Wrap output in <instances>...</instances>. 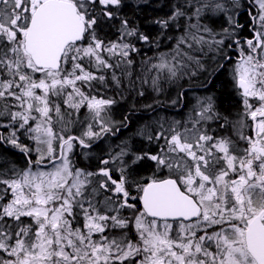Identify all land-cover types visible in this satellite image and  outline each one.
Segmentation results:
<instances>
[{
  "label": "snow or ice",
  "instance_id": "snow-or-ice-1",
  "mask_svg": "<svg viewBox=\"0 0 264 264\" xmlns=\"http://www.w3.org/2000/svg\"><path fill=\"white\" fill-rule=\"evenodd\" d=\"M123 3L0 0V127L12 129L0 141L28 155L33 149L17 137L23 130L37 153L27 168L0 174V264H264V0H253L257 12H249L247 51L235 40L239 55L232 78L243 98L240 119L229 121L211 96L203 98L185 121L191 127L181 130L174 121L165 128L161 121L159 131L146 135L150 143L164 141L156 153L135 154L122 142L91 172L75 167L70 153L74 143L89 149L92 141L113 131L107 114L116 101L86 93L82 86L104 84L105 76L97 72L132 63L129 54L137 49L125 38L149 41L119 17ZM231 4L238 8L239 0ZM230 11L223 0H183L167 19L156 21L167 29L186 18L175 47L151 65L157 73L155 91H162V80L188 74L191 65L205 69L193 54L205 46L224 51L226 39L242 27ZM206 13L225 14L231 30L224 28L217 39L221 34L200 23ZM117 19L120 39L106 43L100 32ZM105 54L120 57V63L114 66ZM223 58L230 59L226 52ZM112 80L119 86L115 73ZM61 100L68 109L79 112L86 106L91 114L92 123L81 136L64 134L71 122L65 121L70 113L62 111ZM220 120L219 130L231 124L236 139L209 134V127L202 126ZM245 129L251 134L245 135ZM144 160L167 169L168 177L137 178L134 166Z\"/></svg>",
  "mask_w": 264,
  "mask_h": 264
},
{
  "label": "trees",
  "instance_id": "trees-1",
  "mask_svg": "<svg viewBox=\"0 0 264 264\" xmlns=\"http://www.w3.org/2000/svg\"><path fill=\"white\" fill-rule=\"evenodd\" d=\"M178 2L183 3V0H124L123 6L119 11V17L127 18L129 20L130 26L138 28L140 33L147 35L149 37V41H140L137 39V37L125 38L124 42L132 44L137 49V51L130 52L129 54V58L131 59L132 63L130 65L127 64L128 67L125 68L117 69L114 67L113 69H107L105 72H101L100 75L105 76L106 83L101 84L98 81L96 83L93 82L92 84L93 88L97 90L100 89V92L104 91L102 95L103 98L106 97L109 99H114L116 102L123 100L124 97L127 98V101L122 103L120 102V104H118V106L115 108V111L121 115V118L128 110V107L137 108L138 110H141L147 105L150 107L149 109H151V107H154L155 104L166 107V101H170L171 99L172 101L175 99L181 100V95L185 101L189 97V94L193 92L183 91L182 93V90L186 87L204 86V89L206 90L205 92L213 97L216 110L223 116H234L235 113L241 108V96H239L235 91L232 81L228 76L225 64L222 68L219 67L220 64L225 60L223 58L224 52H229L226 50L228 46L227 43L224 44V51L221 52H218L215 49L210 50L207 46H205L202 52L193 53L205 65V69H197L195 65H191L188 69V76L183 75L180 79L182 81L180 85L177 87L169 86L167 91L165 90L166 94H161L159 97L157 96V101L146 91L143 93V95L137 94L136 88L138 87L139 82L143 79V69H141V64L143 62L145 64H149L151 63L150 59H155V56L158 55V57H160L161 54L168 52L174 46V41L176 38L183 34V28L186 26V18H181L176 22H170V26L167 29L162 28L160 24L156 23L157 20L167 19V17L171 15L172 6ZM244 5L245 7H248L249 4L244 1ZM201 21V23L208 24L209 28L213 29L214 31L221 28L222 30L227 28L223 16L205 14ZM247 25H249V27ZM251 25L252 20H249L248 24L244 25L242 29H238L236 31V35L232 36L233 40L239 39L241 41V45H243L245 38H251L252 36ZM119 29L120 23L119 19H117L112 22L111 26L106 25L100 32V36L106 43L109 41L119 40ZM82 43L86 44L87 41H83ZM109 63L114 65L112 61ZM193 72L195 73L194 75L192 74ZM113 73H115L120 80L119 86L112 80ZM82 88L86 93L92 94L91 87L89 88L87 86H82ZM103 88L105 90H103ZM128 95L131 97H126ZM188 100L189 98L187 101ZM61 108L62 111L66 112L62 105ZM158 110V116L156 118L168 115L166 109ZM81 118L82 117L80 113L77 120ZM132 118L130 116V126H133L134 123L140 119L139 121L141 123L139 125V129L140 132L145 130V135H139L138 139L136 138L138 133L136 132V134L134 132L131 133L130 136H127L125 140L127 142L131 140V147L134 148L138 154L144 152L156 153V149L153 144L154 141L150 143L146 138L148 133L153 134L155 131L152 129V124L154 122V120H152L153 116H138L136 119ZM87 125L88 123L86 118H83L81 122L76 121L75 125L72 127V132L70 135L77 137L81 136V132L87 128ZM3 129H1L3 130V136L8 137L7 132H5V128ZM228 132H230V125L226 130L222 131V135H226ZM17 137L21 145H24L29 149H33V151L26 155L19 148H16L11 144L10 147H6L4 144L7 143L4 142V144H1L0 142V174L8 172L12 168L19 170L25 169L29 166V159L32 161H35L36 159L34 141L31 140L23 130L17 132ZM102 145L103 144L100 143L89 149H82L79 145H75V150L71 155L72 160L75 161V167L96 172L98 168L102 167L100 161L105 158L107 159L109 155L108 153L110 151L108 146L104 147ZM84 151L89 153L87 158H83ZM154 167L155 162L150 160L139 162L136 166H134L136 177H143L146 181L148 178L155 175L153 173ZM113 177L115 178L117 175L113 173ZM5 178H10V176H5ZM98 180L99 178H97V183ZM2 188L3 185H0V189ZM123 214L125 215L126 213L124 212Z\"/></svg>",
  "mask_w": 264,
  "mask_h": 264
},
{
  "label": "rangeland",
  "instance_id": "rangeland-1",
  "mask_svg": "<svg viewBox=\"0 0 264 264\" xmlns=\"http://www.w3.org/2000/svg\"><path fill=\"white\" fill-rule=\"evenodd\" d=\"M244 1H246V0H239V7L238 8H235V9H232V4H231V0H223V2L226 4V6L229 8V9H231V11L228 13V15H231L232 17H233V19L235 20L236 19V15H237V13L239 12V11H243L244 9H247L246 7H245V5H244ZM249 4H251L252 5V8H253V11H254V14L257 12V8H256V6L254 5V3H253V0H249V2H248ZM206 14H209V15H219V16H223L224 17V19H225V22H226V25H227V28H230V30H231V27H230V25H229V23H228V20H227V16L225 15V14H223V13H216V14H212V13H206ZM253 14V15H254ZM250 20H252V17L250 16ZM193 23H195V19H193V21H192ZM202 21H200V23H201ZM201 24H203V25H206V26H208V24H206V23H201ZM209 27V26H208ZM184 29H185V27L183 28V33H184ZM212 31L214 32V33H219V34H221V35H218L217 36V39H220V38H222V29L221 30H218V31H214L213 29H212ZM181 35H183V34H181ZM181 35H179L178 37H180ZM177 37V38H178ZM177 38H176V40L174 41V46L168 51V52H166V53H169L174 47H175V45L177 44ZM233 40V38L232 37H230V38H228V39H226V42L225 43H228L229 41H232ZM233 42H235V40H233ZM246 51H247V45L246 44H243V45H241ZM236 48V47H235ZM207 50H209V49H207ZM236 51H237V49H236ZM238 55H239V53H238V51H237V53H236V55L234 56L235 57V59H233V61L232 62H230V63H228V66H227V73H228V76H229V78H230V80L232 81V84H233V87H234V89H235V91L238 93V95L239 96H241V94H240V90H238L237 89V87L235 86V82H234V80H233V78H232V70H233V66L235 65V63H236V61H237V57H238ZM156 58L155 59H150V62L151 63H142L141 65H142V67H141V69H143V71H142V76H143V79H142V81L140 82V90H141V92L142 93H144L145 91L151 96V97H153V98H155L156 99V101H157V99H158V97L161 95V94H166V91H167V88L169 87V86H172V87H177V86H179L180 85V83L182 82L180 79L179 80H175V81H168V80H162L161 81V84H160V87L162 88V91H159V92H157V91H155L154 89H153V86H152V77H154V76H156L157 75V73H156V71H154V70H152V71H150V68H151V65L152 64H155V63H157L158 62V60H159V57H158V55L157 56H155ZM105 58L106 59H108L109 60V62H113L114 63V65H116L117 63H120V57H113V58H109L108 57V55L107 54H105ZM125 67H128V65H127V62L125 61V62H123V63H120V67H115V68H125ZM114 68V67H113ZM113 68H111V69H113ZM89 70L91 71H96L94 68H89ZM107 69H105V70H102V71H99V72H97V75H100V73L101 72H105ZM186 76H188L187 74H186ZM163 90H164V92H163ZM166 90V91H165ZM206 90L205 89H202L201 91H193L191 94H189V104H190V108H184L186 111L185 112H183L182 114H181V116L180 117H178V116H174V115H171V114H168V115H165L164 117H160V118H155L154 119V122L156 123V126L159 128V124H160V122L161 121H163V123H164V126H165V128H168L169 126H171V124L174 122V121H179L180 122V129L182 130L185 126H187V127H191V123H188L187 125H185V121H188L189 120V116L190 115H194V111H193V109L195 108V106H196V104H197V101L198 100H201V99H203V98H206V97H209V96H211L210 94H208L207 92H205ZM158 96V97H157ZM212 97V96H211ZM187 98V99H188ZM213 98V97H212ZM187 99H186V102H187ZM174 101H176V103L175 104H173V101H172V99L170 100V101H166V106H169L168 107V109L170 110H172L173 109V111L175 112V111H177V109L179 108V105H180V102H179V100H177V99H175ZM253 104H254V106H258L257 105V103H256V101H251ZM59 103H61V105L63 106V109H65L66 110V113H70V115H65V121H70L71 123H69L68 125H67V131L64 133L66 136L67 135H70L71 134V132H72V127L75 125V122L77 121V122H81L82 120H83V118H86V120H87V123L89 124V123H92V117H91V114L89 113V111H88V109H87V107L85 106V107H82L81 109H80V111L79 112H77L76 110H74V109H68L65 105H63V103H62V100L61 101H59ZM171 107V108H170ZM112 109V106H111V108H110V110ZM168 110V111H169ZM198 110V109H197ZM243 111H244V108H243V98H242V96H241V108H240V110H238L236 113H235V115H234V117H233V119L231 120V121H236V120H238V119H240V117H241V114L243 113ZM81 113V119H79V120H77V118H78V115ZM107 119H109L111 122H112V126H113V131L115 130V128L117 127V124H116V122L114 123L113 122V120L110 118V116H108V114H107ZM3 123L4 124H6L7 123V121H3ZM30 123H34V122H30ZM151 123H152V121H151ZM214 122H209L208 123V125H202V126H204V127H211L212 128V131H214V128H215V126H214V124H213ZM248 123L250 124V120L248 121ZM70 125V126H69ZM230 125V132H228V133H226V135H231L232 136V138L233 139H236L237 137H236V135L234 134V132H233V129H232V127H231V124H229ZM17 127H18V125H17ZM1 129H3V128H5V132H7V134H8V136L10 135V131H12V129L11 128H9V127H0ZM4 130V129H3ZM93 130L94 131H99V126L98 125H96V124H93ZM159 130H160V128H159ZM55 131H57V132H59L60 131V125H56L55 126ZM221 131V130H220ZM249 129H245L244 130V134L245 135H250V133H249ZM82 133V132H81ZM126 140L125 139H123L121 142H125ZM35 143V142H34ZM162 143H164V141L162 140ZM10 145V144H9ZM75 145H79V144H76V143H74V148H73V151L75 150ZM240 146L241 147H244V146H246V145H244L242 142H241V144H240ZM35 147H36V144H35ZM56 147H57V149H58V144H56ZM108 147H109V149H110V151H109V155H108V158L110 157V154L111 155H114L115 154V152H117V151H119V146H116L115 147V145H114V143L112 144V145H109L108 144ZM130 148H131V151L133 152V153H135V154H138L135 150H134V148H132L131 146H129ZM72 151V152H73ZM72 152L70 153V157H71V155H72ZM85 152H87V151H84L83 152V158H87L88 156H89V153H88V155L87 156H85L84 155V153ZM58 154V153H57ZM36 158H37V153H36ZM107 158V159H108ZM72 159V158H71ZM106 159V158H105ZM126 159H129V161H130V159H131V157H128V158H126ZM73 161V160H72ZM73 163H74V165H75V161H73ZM113 165H109V167H112ZM115 167H119V162H116V164H115ZM165 170V172L166 173H168V170L167 169H164ZM114 174H116L117 175V177H115L116 179H118L119 178V174L118 173H116V172H113ZM104 195H110V193H104ZM133 195H135V190H133ZM103 198V196L101 197V199ZM128 213H127V212ZM125 215H131V212H130V210H125ZM133 239H135V236H134V234H133V237H132Z\"/></svg>",
  "mask_w": 264,
  "mask_h": 264
},
{
  "label": "flooded vegetation",
  "instance_id": "flooded-vegetation-1",
  "mask_svg": "<svg viewBox=\"0 0 264 264\" xmlns=\"http://www.w3.org/2000/svg\"><path fill=\"white\" fill-rule=\"evenodd\" d=\"M236 53H237V51L236 50H231L230 52H228L227 53V56L228 57H230V59H227V60H225V62H226V64L228 65V63H230V62H232L233 61V59H235V55H236ZM69 67H70V65H69ZM95 83L96 82H98V81H94ZM202 89H204V86H201V87H186L185 89H183L182 90V93H183V91H201ZM103 90H105L104 88H103ZM136 90H137V94H140V93H142L141 92V90H140V86L138 85V87L136 88ZM101 90L99 89V90H97V89H95V88H93L92 86H91V92H92V94L91 95H95V96H98V97H102L103 98V92L104 91H102V92H100ZM126 97H128V98H130L131 96L130 95H128V96H126ZM105 99H109V98H106V97H104ZM181 99L183 100V97H182V95H181ZM124 101H127V98H123V100H121V101H119V102H116L115 104H113L112 105V109L108 112V116H110V118L113 120V122L115 123L116 122V119L117 118H120V114L118 113V112H116L115 111V108L118 106V104H120V102L122 103V102H124ZM184 101V100H183ZM182 105H183V103H182ZM159 105H157V104H155V106H154V108H153V111L155 112V113H157V110L159 109ZM128 110H130V111H126L125 112V114L122 116L123 117V119L122 120H120V125L117 127L118 129H119V131H116V129L117 128H115V130L114 131H112V132H110V133H105L103 136H101L99 139H97V140H94V141H92L91 142V147H94V146H96L97 144H103L102 146H104V147H106V146H108V144L109 145H112L113 143H114V145H115V147L116 146H120L121 144H122V140L123 139H126L127 138V136H130V134L131 133H140V129H139V125H140V121H139V119H138V121L136 122V123H134V125L132 126H130V124H131V121H130V116H131V118L133 117V118H137L138 116H143L144 114H148L149 112H143L142 110H138L137 108H132V107H128L127 108ZM127 117V119H125ZM132 118V119H133ZM220 123H223V120H220V121H218V122H214L213 124H214V126H215V128H214V131H212V128L211 127H209V134H212L213 132H215V134H217V135H222V131H220L219 130V128H218V125L220 124ZM250 124H251V121H250ZM158 127H156V126H153V130H155L154 132H153V134L156 132V131H159V129H157ZM3 130H1L0 129V135H3V132H2ZM136 133V134H137ZM249 133H250V131H249ZM136 134H135V136H136ZM251 134V133H250ZM73 136V135H72ZM139 135H137L136 136V138H138L139 139V137H138ZM1 142V144H4V141H0ZM129 146H131V140H129L128 142L127 141H125ZM76 144H78V143H76ZM153 144H154V147H155V149H156V152L160 149V147L164 144V143H162V140L161 141H159V142H156V141H154L153 142ZM4 146H6V147H10V145L7 143V144H4ZM90 147V148H91ZM153 173L155 174V176H156V178L157 179H164V178H167L168 177V173H166L165 172V170L164 169H162V170H157V167H156V165H155V167H154V169H153ZM6 202V201H5ZM139 207H141L140 206V204L138 203V208Z\"/></svg>",
  "mask_w": 264,
  "mask_h": 264
},
{
  "label": "bare ground",
  "instance_id": "bare-ground-1",
  "mask_svg": "<svg viewBox=\"0 0 264 264\" xmlns=\"http://www.w3.org/2000/svg\"><path fill=\"white\" fill-rule=\"evenodd\" d=\"M246 2L248 3L249 2V0H246ZM249 4V3H248ZM247 9H245V10H243V11H239L238 13H237V15H236V19H235V21H236V23L237 24H239V25H241L242 27L240 28V29H242L243 27H244V25H246V24H248V22H249V20H250V15H249V12H251L252 14H254V11H253V8H252V5L251 4H249L248 5V7H246ZM253 11V12H252ZM248 27H249V25H247ZM222 29V28H221ZM221 29H218V30H221ZM218 30H215V31H218ZM229 44H232V48H228V46H227V48H226V50H228L229 52L231 51V50H236V45H235V42H233V41H229L228 43H227V45H229ZM225 64V67H226V70H227V64H226V62H225V60H224V62L223 63H221L220 65H224ZM221 68V67H220ZM141 82V81H140ZM140 82H139V86H140ZM138 95H140V94H138ZM179 102H180V105H179V108L177 109V111H173V109L171 110H169L168 109V107L169 106H160L159 107V109H166L167 110V112H168V114H171V115H174V116H178V117H180L181 116V114L183 113V112H185L186 110L184 109V108H190V104H189V101H187L186 102V100L185 101H183L182 99L181 100H179ZM182 103H183V105H182ZM150 107H148V105L146 106V107H144V108H142L141 110L143 111V112H149L148 114H144L143 116H145V117H148V116H153V119L152 120H154L157 116H158V111L159 110H157V113H155L154 111H153V108L154 107H151V109H149ZM171 108V107H170ZM169 110V111H168ZM233 115H231V116H228V119H229V121H231L232 119H233ZM123 119V117L121 118H117L116 119V124H117V127L120 125V120H122ZM140 120V119H139ZM153 126H156V123L155 122H153V124H152V128H153ZM116 127V128H117ZM157 127V126H156ZM157 129H159V128H157Z\"/></svg>",
  "mask_w": 264,
  "mask_h": 264
},
{
  "label": "water",
  "instance_id": "water-1",
  "mask_svg": "<svg viewBox=\"0 0 264 264\" xmlns=\"http://www.w3.org/2000/svg\"><path fill=\"white\" fill-rule=\"evenodd\" d=\"M141 206V205H140ZM142 207V206H141Z\"/></svg>",
  "mask_w": 264,
  "mask_h": 264
}]
</instances>
